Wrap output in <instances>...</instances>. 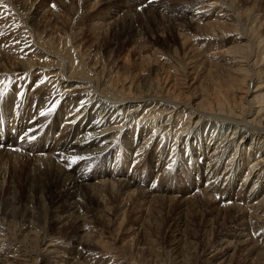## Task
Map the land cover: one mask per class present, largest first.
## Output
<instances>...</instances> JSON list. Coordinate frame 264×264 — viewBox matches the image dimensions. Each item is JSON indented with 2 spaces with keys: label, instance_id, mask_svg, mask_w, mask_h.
I'll return each mask as SVG.
<instances>
[{
  "label": "bare ground",
  "instance_id": "obj_1",
  "mask_svg": "<svg viewBox=\"0 0 264 264\" xmlns=\"http://www.w3.org/2000/svg\"><path fill=\"white\" fill-rule=\"evenodd\" d=\"M49 1L52 7L32 9L29 23L25 18L24 26L29 29L40 18L49 17L53 24L44 22L38 26L41 30H37L43 33L47 26L50 40L42 42V38L34 36L35 42L28 43L19 34L14 35L10 26L7 28L10 29L9 36L0 39V55L9 70L0 71V121L4 127L0 130V154L8 145L23 151L28 140L38 138L41 147L31 151L35 152L37 161L47 163L48 171L52 168L49 179L52 189L84 188L89 198H97L98 202H103L99 192L106 187L120 188L124 192L138 186L135 190L151 201L163 199L168 194L176 195L170 186L171 180L166 182L172 166H177V171L190 182L188 189L193 197L207 202L243 204L242 207L239 204L232 206L244 217L247 215V224L252 226L256 240L249 242L247 251L256 248V254L241 264H254L255 257L258 264H263L264 235L259 229L264 223V41L255 39L253 34L250 38L248 34L240 33L226 45L214 44L212 37L217 29L225 31L235 20L220 14L221 0H193L197 7L193 12L190 10L188 22L179 25L173 22L174 28L177 26L181 59L172 63L171 58L162 57L160 53L147 52L149 46L144 45V38L135 32L123 57L112 60L108 68L97 52L92 51L91 55L87 53L90 49L81 51L82 47L75 42L81 30L74 19L69 24L70 30L62 24L74 13L68 0ZM96 2L88 1L90 6ZM120 6L112 7L103 16L96 14L91 26L95 35L113 28L112 22L119 15ZM215 8L221 9L214 13L220 18L199 26L207 32L201 30L205 39L201 40L199 33L193 36L188 32L190 23L200 12ZM18 9L13 0H0V17L7 18L11 11L21 20L24 13L20 14ZM90 12L89 8L87 13ZM10 17L4 20L5 25H9ZM13 18L11 20L17 22ZM87 29L91 30L89 26ZM101 100L107 105L92 112L93 104ZM43 117L50 122V128L42 133ZM19 135L23 137L22 144H18ZM139 138L141 142L138 143ZM29 153L31 155L30 150ZM89 158L96 160L98 165L103 161L108 163L109 168H105L108 170L83 175L85 166L80 163ZM153 159L156 160L155 167L151 164L153 169L149 171H155V179L149 186L144 180L138 181L133 169L150 165ZM90 178L92 184H88ZM201 178L205 181L197 183ZM246 186H249L247 192L244 191ZM70 217V214L56 215L54 221L63 226ZM78 218L81 227H76L78 231L73 235L75 244L94 245L96 242L92 240L95 238L83 228L84 223ZM31 235L35 240L38 237L36 233ZM235 236L243 239L245 234ZM4 241L0 237V246ZM48 241L43 237L36 249H31L34 259L44 257L54 264H100L94 257L79 252L78 258L60 257L56 245ZM218 242V246H222L229 241L222 237ZM218 250L217 246L210 248L200 264H222L224 261H218L215 256Z\"/></svg>",
  "mask_w": 264,
  "mask_h": 264
},
{
  "label": "rangeland",
  "instance_id": "obj_2",
  "mask_svg": "<svg viewBox=\"0 0 264 264\" xmlns=\"http://www.w3.org/2000/svg\"><path fill=\"white\" fill-rule=\"evenodd\" d=\"M27 1L28 3L30 2L29 4L27 3L28 5L26 4ZM27 1L13 0V5L17 9L19 8L18 10H21L20 14L24 13L26 15L25 17L24 14H21L22 21L18 14L15 15L11 11L9 12L12 14L11 17L10 15L8 16L9 13L7 14V18L6 16L0 17V39L7 37V35L9 36L10 29L8 31V26H10L14 35L19 34L18 36L24 38L23 40H27L28 43L35 42L34 36L42 38V42L51 39V36H49L50 29L47 26L43 33L38 32L40 29L38 26L44 25V22H47L48 25L53 24V21L49 17L48 19L40 18L29 29L24 26L25 18H27V23H29L28 18L32 16V9L39 10L42 7H52L51 2L49 0ZM88 1L90 2V0H68V4L70 3L69 5L73 8L72 11L77 15L75 16L74 13L70 14L68 17L71 18L68 19L67 23L62 21V24L66 26L67 30H70L69 24L72 23L73 19L78 23L77 26L81 31L75 42L80 44L82 52H87L89 49L88 54L92 55L93 52H97L99 57H102L103 64L109 68L111 67L110 62H113L112 60L123 57L125 47L129 48L132 44L131 35L136 32L144 38V45L150 47H148L147 52L151 50L150 53H160L159 55H163L162 57L171 58L172 63L176 59H181L180 43L177 42L178 39L176 37L177 26L174 28V25L177 23L178 25L183 24V21L188 22V16L192 14L191 11L193 12L197 7L196 2L194 3L193 0H97L92 6L89 5ZM121 2L125 3V5L120 6ZM221 2L223 4L220 7L222 10L215 8L212 11L204 9V13L200 12V15L198 14L199 16L197 15L195 20L192 21L194 24L192 22L190 23L191 28L189 27L188 32L193 34V36L199 33V36L202 38L201 40L205 39L203 36L207 32L205 33L203 29H200V24L214 22L213 20L216 17L220 18L214 13L221 10L220 14L230 20L234 19L235 24L231 22V26L225 31L217 29L214 36L211 35L213 36L212 41L214 44L226 45L231 38L234 39L240 33L248 34L250 38L253 34L255 39L258 37L259 40L264 41V0H221ZM32 3H34L33 6ZM28 6H31V9ZM118 6H120V11L114 20L115 22H112L115 24L113 28L106 30V32L100 31L98 32L99 35H95L96 31L92 30L91 26L96 14L103 16L112 7L115 9ZM89 8L91 12L87 13ZM160 11H163V13ZM181 12L184 13L182 14ZM227 14L230 18L226 16ZM8 17H10V23L9 25H5L3 22ZM13 17H15V21L17 22L13 21ZM197 20L201 22L198 24L196 22ZM195 23L197 24L195 25ZM13 24H16L14 25L15 28ZM88 26L91 30L87 29ZM123 26L126 28L125 30L121 29ZM129 27L130 32L128 33ZM249 28L251 32L248 31L250 30ZM201 30L205 33L203 36L201 35L203 33ZM133 58L135 59L136 56L133 55ZM177 62L179 63V61ZM5 66V61L1 56L0 71L9 72ZM8 85L10 84L8 83ZM93 105L92 112L96 111L97 108L101 109L105 107L107 104L106 101L103 102L101 100L100 102H95ZM0 114V118H2V113ZM93 115L95 116L96 113ZM43 121L42 133L47 128H50V122H46V117H43ZM1 125L0 121V130H4V127ZM53 135H55V132ZM19 136L18 144H22L23 142L21 140L23 137L21 135ZM38 137L41 138L42 135L40 136L39 134ZM139 140L140 138L138 139V143L141 142ZM41 145L42 142L38 138H32L26 142V148H23V151H20L18 147L11 148L9 145L5 151L1 150L0 237L5 241L0 246V264H52L53 262L48 261L44 257H42L44 259L41 257L34 259L35 256L31 253V249L35 250L39 239L43 237L47 241L49 240L48 242L50 244L56 245L55 247L60 257L78 258L76 255L79 252L78 254L81 253V255L85 254L94 257L96 262L100 264H184L185 262V264H200L201 261H204L203 259L208 250L210 251V248L214 246L220 249L218 250L219 252L217 251L215 253V256L218 258V261H224L222 264H241L247 259L253 258L254 254H256V248L253 249L254 252L252 249L247 251L248 245L251 244L249 242L256 241L254 240L255 233L253 232L252 226L249 223L247 224V219L245 218L247 215L244 217L243 214L241 215L238 212L236 207L232 206L239 204L242 207L243 204L207 202L203 198L193 197L188 189L190 182L187 181L186 176L181 175L177 171V166H172V169L167 175L168 181L166 182L168 184L171 180L170 186L176 191L177 196L168 194L163 196V199L151 201L144 198L140 192L135 190L138 186L124 192L120 188L112 190L106 187L103 189V191L105 190L104 192L101 190L99 192L102 194L100 195L103 197V202H98L97 198H89L84 188H75L73 190L71 188L76 186H66L64 189H52V184L49 180L51 178L52 168H49L48 171L46 167L47 163H42L40 160L37 161L36 154H34V151L38 150ZM136 147L137 145L134 149ZM134 149H130V155ZM31 150L34 151L32 152ZM165 158L167 160L166 155ZM155 161L153 159L150 165L144 164L145 166L140 167L141 169H133V174L136 175L138 181L144 180L149 186L152 185V180L155 179V171L150 173L149 169H153L151 168V164L154 166ZM80 164L85 166L82 172L85 173L83 174L85 176H90L89 174L94 172L99 174L103 169L108 170L105 168H109L108 163H104L103 161L101 165H98V162L93 158L83 160ZM105 164V167H101ZM78 168L81 167L78 166ZM239 178L236 179V184ZM200 181L204 182L205 180L201 178L197 183H200ZM88 184H92L91 178L88 180ZM50 187L51 190L49 191ZM68 187L71 188L69 189ZM248 189L249 186H246L244 191L246 190L247 192ZM65 194L69 195L68 198L70 200L66 198ZM71 200L72 202H70ZM72 204H75L74 207ZM68 208L71 210H68ZM62 214H70L71 216L70 220L63 226L56 224L54 221L56 215ZM77 218L83 221V228L89 232V235L91 234L90 236L92 238H95L92 240L96 242L94 245L84 246L75 244L73 235H76L78 231L76 227H81L77 223ZM262 224L264 223H261L259 230L264 235V225L262 227ZM31 233H36L39 238L37 237L35 240L34 237H31ZM241 234L242 236L245 234L247 237L244 236L243 239L234 237V235ZM222 237L223 240L228 239L229 242L227 244L222 243V246H218V241ZM245 239H247L248 243L246 241L244 243ZM239 242L240 244H237ZM257 245L261 246L260 244ZM221 251L222 253H220ZM257 260L255 257L254 264H258Z\"/></svg>",
  "mask_w": 264,
  "mask_h": 264
}]
</instances>
